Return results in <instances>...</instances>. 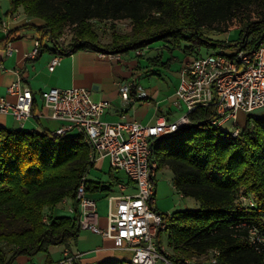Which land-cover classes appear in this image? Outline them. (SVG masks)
Listing matches in <instances>:
<instances>
[{
  "label": "trees",
  "instance_id": "16d2710c",
  "mask_svg": "<svg viewBox=\"0 0 264 264\" xmlns=\"http://www.w3.org/2000/svg\"><path fill=\"white\" fill-rule=\"evenodd\" d=\"M10 1L6 17L11 19L23 7L28 16L43 23L8 31L0 47H7L21 29H34L40 35L37 55L49 47L44 45L47 38L53 45L48 49L62 56L83 49L125 53L170 40L187 42V53H200L203 45L226 48L233 46V40L213 41L201 27L232 19L238 10L252 5L259 7V19L246 22L234 40L241 43L249 37V45L254 46L264 33V0ZM95 19L130 20L131 29L113 31L110 42L102 43ZM69 25L75 27L74 36L68 44H60ZM216 117L213 106L199 107L189 124L154 145L158 167H169L177 190L196 198L200 208L170 215L152 206L168 224L171 258L182 260L219 249L215 264H264V252L247 239L251 227L264 232V113L250 115L238 137L212 125ZM90 153L84 134L54 135L0 126V264H13L19 256L32 257L54 245L77 243L81 230L77 191L93 166ZM85 186L91 196L110 189L86 180ZM241 194L251 197L255 205L243 206ZM66 197L73 199L75 217L48 213Z\"/></svg>",
  "mask_w": 264,
  "mask_h": 264
},
{
  "label": "built area",
  "instance_id": "2783aa9c",
  "mask_svg": "<svg viewBox=\"0 0 264 264\" xmlns=\"http://www.w3.org/2000/svg\"><path fill=\"white\" fill-rule=\"evenodd\" d=\"M92 22L104 29L115 23L130 24V20L95 19ZM250 40L249 37L241 43L233 40L231 52L221 48L206 55H195L185 62L176 94L186 110L176 121L159 117L153 124L125 118L110 122L104 120L103 115L111 103L95 101L89 88L51 87L41 92L44 106L49 109L48 116L63 123L51 133L84 134L91 147V160L95 162L107 157L111 166L123 170L136 188L134 193L109 195L107 225L101 227L96 199L87 193L83 179L77 191L81 229L112 238L117 246L131 249L132 264H199L192 258L175 260L163 245H159V238L168 231V224L152 206L156 203L154 145L158 139L189 124L191 114L199 107L213 106L216 109L217 117L211 120L212 125L223 127L227 121H232V127L227 131L234 137L240 135L244 126L238 118L239 113L249 115L264 110V33L254 46L249 45ZM39 47L40 37L35 40L34 55ZM11 52L12 47L8 46L7 54ZM61 59L62 55H53L49 70L54 71ZM132 86V83H126L120 87L125 101L130 99ZM7 94L0 98L1 113L13 115L22 124L33 116L35 96L22 77L8 87ZM119 186L121 189L125 187ZM240 201L247 208L255 205L254 200L244 194H241ZM247 239L258 252H264L263 231L251 227ZM219 254V249L211 250L203 264H215ZM80 256L66 251L62 259L50 264H76Z\"/></svg>",
  "mask_w": 264,
  "mask_h": 264
},
{
  "label": "crops",
  "instance_id": "0c3cea01",
  "mask_svg": "<svg viewBox=\"0 0 264 264\" xmlns=\"http://www.w3.org/2000/svg\"><path fill=\"white\" fill-rule=\"evenodd\" d=\"M0 19V40L4 39L8 31L12 29L28 24L41 25L43 23L42 20L32 18L25 12L24 15L16 12L11 19L7 20L0 10ZM39 37V33L34 29H21L16 33V38L7 45V47H12L10 54H7V47H0V98L8 95V87L19 77H22L24 82L30 86L35 96L33 116L22 124L13 115L0 112V126L16 130L50 133L60 128L63 123L48 116L49 109L44 106L41 98V92L51 87L80 86L89 88L95 101L106 100L111 103L103 115V119L110 122L125 118L142 124H153L159 117L176 121L185 112V105L178 99L176 91L185 62L196 55V51L189 53L184 51L187 42L176 44L171 40L160 41L159 44L152 43L144 48L117 54L83 49L62 56L60 64L54 71H50L49 63L55 55L49 50L53 47L52 43L45 39L44 45L49 46V49H43L38 55L33 54L35 40ZM154 59H159V61L152 62ZM126 83L133 84L128 101H125L120 94V87ZM143 93L144 95H141ZM10 98L13 99L12 96ZM42 113L43 115H41ZM238 118L241 122V118H243L241 113ZM231 127L232 121H227L223 126L226 130ZM167 169L170 170L172 176L171 187L170 189H161L158 184L162 178H158V172ZM107 173L110 178L105 180L104 177ZM84 179L110 187L108 191L92 194L97 202L98 224L101 227L107 225L109 195L136 192L135 186L126 173L121 169L113 168L107 157L93 162V166L88 170ZM119 185H125V187L121 189ZM155 186V205L161 212L172 210L178 203L174 201L176 193H179L181 197L189 198L183 196L175 187L173 171L169 167H158V162ZM164 199H168L169 204L165 203ZM99 200L102 203L101 211L98 209ZM179 202L186 205L185 200ZM47 211L54 217L73 218L76 215L73 199L70 197H66ZM90 234L95 237V241L92 244H84L81 241L79 247L84 252H91V254L81 255L77 264L130 261L133 254L131 249L117 246L116 241L112 238L103 237L94 232ZM78 250L77 252H79ZM66 251L76 252L75 250L73 252L72 245L64 246L59 259L53 260L49 257V260L44 264L59 261L64 257ZM18 258L29 259L31 264H43L32 261V257L29 256H19Z\"/></svg>",
  "mask_w": 264,
  "mask_h": 264
},
{
  "label": "rangeland",
  "instance_id": "374dc122",
  "mask_svg": "<svg viewBox=\"0 0 264 264\" xmlns=\"http://www.w3.org/2000/svg\"><path fill=\"white\" fill-rule=\"evenodd\" d=\"M11 9V1L10 0H0V10L2 11V13L4 14L5 18L7 20H9L8 17H6V12L8 10ZM20 14L24 15L23 9L22 7L18 8V11ZM259 13H260V9L259 7H257L256 5H252L250 7H247L245 9H241L238 10V12L236 13V16H234L232 19H228L225 21H219L216 22L212 25H204L201 27V30L203 32V35L207 38L212 39L213 41H221L224 42L226 44L230 43L232 40L237 39L239 37V33L243 27V25L246 22L249 21H256L259 19ZM96 26V30L99 34V38L100 41L102 43H108L111 40V34L113 31H117V32H128L130 31L131 27L130 25L128 26H124L121 24H114L112 26L115 27H111V26H107L105 29L104 28H99V26H97L96 24H94ZM75 33V27L72 25L66 26L65 31L63 36L59 39L60 40V44H68L70 42V40L72 39V37L74 36ZM160 41L155 42L156 44H159ZM187 44V43H186ZM232 46L226 47L224 48L225 51L227 52H231L232 51ZM219 51L220 48H218L217 50H214L211 47L205 46L203 45L202 47H200V53L196 52V55H206L207 53L211 52V51ZM264 113V110H257L253 113H251L250 115L253 116H258L261 113ZM250 115H246L245 113H241V123L246 125V122L248 120V117ZM165 145V144H164ZM106 172L107 169H106ZM90 175V174H88ZM110 178L109 173H107V175H105L104 179L108 180ZM158 178H162L159 181V186L161 189H170L171 185V172L169 169L167 170H162L160 172H158ZM252 196V195H251ZM253 197V196H252ZM175 202H178L170 211H163L165 213L168 214H173L177 211L180 210H197L200 208V203L199 201L194 198V197H189V198H184L181 197L179 193H176L175 196ZM168 199H164V202L169 204V200ZM185 200L186 205L184 203H180L179 201ZM98 209L101 211L102 210V203L99 200L98 201ZM92 231L91 230H86V229H81L79 236L77 238V244L75 242L70 243V246L72 245L73 248V252L75 253H79L83 256L86 255H90L91 252H84L83 249H81V247H79V244L81 241H83L84 244H92V242L95 241V237L92 236L90 233ZM93 233V232H92ZM161 240H162V245L164 246L165 250L169 253V254H174L173 251V247L170 244L169 241V236L167 232H163L161 235ZM64 247V245H54L51 246L49 248L48 251H43L40 252L34 256H32V261H35L37 263L42 262L43 264L49 260V257L53 260H57L60 258L61 256V251L62 248ZM77 249H79L77 252ZM75 250V251H74ZM89 257V256H87ZM208 258V253L206 254H198L194 257H192V259H195L197 263L199 264H203L205 262V260ZM78 260L76 261L77 264ZM13 264H31V260H27L26 258H17V260L13 263Z\"/></svg>",
  "mask_w": 264,
  "mask_h": 264
}]
</instances>
